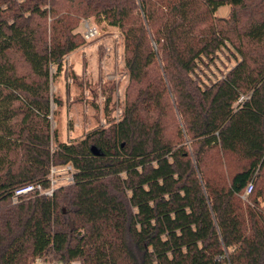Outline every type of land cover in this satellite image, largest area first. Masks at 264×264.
<instances>
[{
    "label": "trees",
    "instance_id": "obj_1",
    "mask_svg": "<svg viewBox=\"0 0 264 264\" xmlns=\"http://www.w3.org/2000/svg\"><path fill=\"white\" fill-rule=\"evenodd\" d=\"M92 18L123 38L125 102L62 142L51 82ZM68 164L73 184L13 202ZM37 259L264 264V0H0V264Z\"/></svg>",
    "mask_w": 264,
    "mask_h": 264
},
{
    "label": "rangeland",
    "instance_id": "obj_2",
    "mask_svg": "<svg viewBox=\"0 0 264 264\" xmlns=\"http://www.w3.org/2000/svg\"><path fill=\"white\" fill-rule=\"evenodd\" d=\"M228 12L226 8L218 14L227 16ZM87 25L95 32L90 39L84 36ZM78 32L83 35L85 46L64 59L63 71L51 82V125L62 142L80 141L96 128L104 126L107 120L105 103L109 97L112 116L119 119L129 84L124 41L119 30L92 18L83 20ZM234 64L225 50L209 68L202 67L199 74L205 84H210ZM55 73L56 68L53 67L52 74ZM53 146H56L55 140Z\"/></svg>",
    "mask_w": 264,
    "mask_h": 264
},
{
    "label": "built area",
    "instance_id": "obj_3",
    "mask_svg": "<svg viewBox=\"0 0 264 264\" xmlns=\"http://www.w3.org/2000/svg\"><path fill=\"white\" fill-rule=\"evenodd\" d=\"M95 32H92L89 25L86 27L84 34L85 38L90 39L94 36ZM75 169L73 165L68 164L63 167L51 166L47 180L49 187H44L41 183H30L17 187L13 192V202L16 203L21 197L29 196L31 194H38L46 197H52L55 190L63 185L73 184L75 181ZM250 186L247 193L251 191ZM34 264H47L43 259H37ZM51 264H63L62 262H53ZM77 264V263H75Z\"/></svg>",
    "mask_w": 264,
    "mask_h": 264
},
{
    "label": "water",
    "instance_id": "obj_4",
    "mask_svg": "<svg viewBox=\"0 0 264 264\" xmlns=\"http://www.w3.org/2000/svg\"><path fill=\"white\" fill-rule=\"evenodd\" d=\"M93 152L95 153V154H98V152H97V150H96V148L95 147H93Z\"/></svg>",
    "mask_w": 264,
    "mask_h": 264
}]
</instances>
